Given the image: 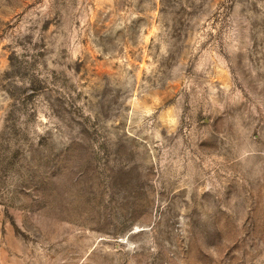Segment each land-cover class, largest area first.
<instances>
[{
  "label": "rangeland",
  "instance_id": "obj_1",
  "mask_svg": "<svg viewBox=\"0 0 264 264\" xmlns=\"http://www.w3.org/2000/svg\"><path fill=\"white\" fill-rule=\"evenodd\" d=\"M0 264H264V0H0Z\"/></svg>",
  "mask_w": 264,
  "mask_h": 264
}]
</instances>
